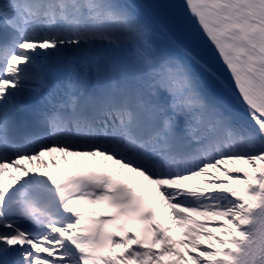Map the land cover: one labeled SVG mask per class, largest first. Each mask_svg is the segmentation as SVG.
<instances>
[{
  "label": "snow or ice",
  "instance_id": "snow-or-ice-1",
  "mask_svg": "<svg viewBox=\"0 0 264 264\" xmlns=\"http://www.w3.org/2000/svg\"><path fill=\"white\" fill-rule=\"evenodd\" d=\"M0 264H264V0H0Z\"/></svg>",
  "mask_w": 264,
  "mask_h": 264
},
{
  "label": "bare ground",
  "instance_id": "bare-ground-1",
  "mask_svg": "<svg viewBox=\"0 0 264 264\" xmlns=\"http://www.w3.org/2000/svg\"><path fill=\"white\" fill-rule=\"evenodd\" d=\"M134 2H142L141 0H134ZM153 40L160 46H166L168 41H167V37L162 34V33H155L153 36ZM57 156V158H59L60 154H55ZM74 158L73 157H68L69 162H71ZM59 165H63V163H60ZM103 165V164H101ZM104 167H110L112 168V170H115V166H111L109 165H103ZM7 175V174H6Z\"/></svg>",
  "mask_w": 264,
  "mask_h": 264
}]
</instances>
